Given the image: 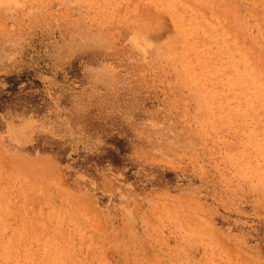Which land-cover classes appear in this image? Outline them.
<instances>
[{
    "label": "rangeland",
    "instance_id": "1",
    "mask_svg": "<svg viewBox=\"0 0 264 264\" xmlns=\"http://www.w3.org/2000/svg\"><path fill=\"white\" fill-rule=\"evenodd\" d=\"M0 264H264V0H0Z\"/></svg>",
    "mask_w": 264,
    "mask_h": 264
}]
</instances>
